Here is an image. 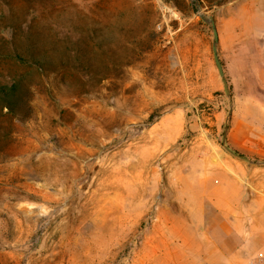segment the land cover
Wrapping results in <instances>:
<instances>
[{"label":"rangeland","instance_id":"1","mask_svg":"<svg viewBox=\"0 0 264 264\" xmlns=\"http://www.w3.org/2000/svg\"><path fill=\"white\" fill-rule=\"evenodd\" d=\"M263 17L264 0H0V85L28 89L0 107V264H242L263 248L218 260L213 205L232 203L218 183L234 165L237 206L257 204L251 185L264 205V38L247 94L217 44L226 96L208 23L263 36ZM12 21L57 61L15 67Z\"/></svg>","mask_w":264,"mask_h":264},{"label":"crops","instance_id":"2","mask_svg":"<svg viewBox=\"0 0 264 264\" xmlns=\"http://www.w3.org/2000/svg\"><path fill=\"white\" fill-rule=\"evenodd\" d=\"M261 21L262 25H264V17ZM235 26L237 27L238 25ZM254 38H256L257 42H254ZM262 38H264L262 33L254 35V32L245 29L230 31L224 38L218 30L219 47L222 48V50L224 48L230 56L239 59L240 69L245 78L242 85L245 87L243 92L246 94L249 92L250 86L246 78L251 64H253L250 61L252 58V47L254 43L260 44ZM260 68L258 61L256 69L259 71ZM241 178L242 175L238 173L235 165L228 169L224 168V170L220 172L218 196H220V198H230L232 199V203L225 204L219 201L213 205L218 210L217 212L221 217L223 227H226L229 231L227 239L223 240L222 243H219L218 246L215 247L217 249L218 260L221 258H223L221 260H224L226 258L227 261L232 262L236 260L237 257L249 252V250L256 249L264 241V239L252 241V238L250 240H246L245 238L247 235H259V233L255 232L261 231V229L264 230V205L261 203L263 187L262 185H251L253 186V192L251 194L254 197L252 201L257 204L238 207L236 204L239 191L238 182H241ZM223 251H225L227 255Z\"/></svg>","mask_w":264,"mask_h":264},{"label":"trees","instance_id":"3","mask_svg":"<svg viewBox=\"0 0 264 264\" xmlns=\"http://www.w3.org/2000/svg\"><path fill=\"white\" fill-rule=\"evenodd\" d=\"M219 5V3H216ZM22 25L15 27V22L6 28V32L11 36L7 42V55L13 58L14 66H22L28 69L43 70L47 65H52L57 61L58 55L52 50L43 49L39 47L32 48L27 44V39L31 41L30 37L22 31ZM21 35L22 37H20ZM148 49V48H147ZM146 49V50H147ZM145 50V51H146ZM11 54V55H10ZM82 59H86L85 54L80 55ZM69 60L70 57L66 56ZM131 63L127 61L126 65ZM28 93L27 87L24 85V75L14 73L11 81L6 85H0V107L1 110H6L7 113H13V109L19 107L24 103L25 97Z\"/></svg>","mask_w":264,"mask_h":264},{"label":"water","instance_id":"4","mask_svg":"<svg viewBox=\"0 0 264 264\" xmlns=\"http://www.w3.org/2000/svg\"><path fill=\"white\" fill-rule=\"evenodd\" d=\"M208 23L211 26L213 39H214V43H213V46H212L213 60H214L215 66L217 68L218 74H219V76H220V78H221V80L223 82L225 94H226V96H228L229 95V88H228V84H227V81H226L225 76H224L223 66H222V63L220 61V58H219V55H218V51H217V44H218V41H219L218 32H217V29H216V26H215V23H214L213 20H208ZM227 151H229L232 155H234L236 157L242 158V157L238 156L236 153H234L233 151H231L228 148H227Z\"/></svg>","mask_w":264,"mask_h":264},{"label":"built area","instance_id":"5","mask_svg":"<svg viewBox=\"0 0 264 264\" xmlns=\"http://www.w3.org/2000/svg\"><path fill=\"white\" fill-rule=\"evenodd\" d=\"M242 264H264V247L250 254Z\"/></svg>","mask_w":264,"mask_h":264}]
</instances>
